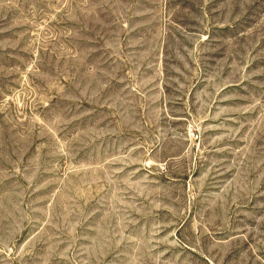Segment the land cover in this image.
I'll use <instances>...</instances> for the list:
<instances>
[{"label": "rangeland", "instance_id": "rangeland-1", "mask_svg": "<svg viewBox=\"0 0 264 264\" xmlns=\"http://www.w3.org/2000/svg\"><path fill=\"white\" fill-rule=\"evenodd\" d=\"M0 264H264V0H0Z\"/></svg>", "mask_w": 264, "mask_h": 264}]
</instances>
